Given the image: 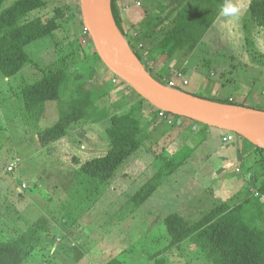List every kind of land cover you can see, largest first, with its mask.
<instances>
[{
	"label": "rangeland",
	"instance_id": "obj_1",
	"mask_svg": "<svg viewBox=\"0 0 264 264\" xmlns=\"http://www.w3.org/2000/svg\"><path fill=\"white\" fill-rule=\"evenodd\" d=\"M47 2L45 8L31 14L48 19L59 9L63 12L60 28L25 47L30 60L15 76L8 78L0 71V240H13L45 216L50 232L22 264H106L111 259H119L120 264H154L158 257L164 258L163 264H213L192 238L166 248L170 238L164 219L183 211L196 221L213 201L214 205L224 199L238 204L243 193L263 200L257 186L264 182V152L255 150L256 144L236 133L230 139L231 133L223 134L221 129L213 128L209 135L185 131L173 138V144L180 145L179 151L168 149L162 139L156 144L145 142L106 184L93 183L79 172L73 157L77 154L87 160L107 153L110 141L106 129L111 121L107 117L117 109L137 102L138 109L153 106L119 79L114 82L111 70L91 49V37L76 10L81 9V0ZM130 2L133 0L118 1L122 15L126 14L124 4ZM249 3L246 0L238 22L218 15L198 46L179 58L189 67L191 83L177 87L264 110V30L251 20ZM134 32L140 40L139 32ZM120 39L127 45L124 37ZM136 49L143 53V49ZM74 50H78L77 57L71 58L69 83L66 88L62 86L60 101L48 102L45 115L37 122L25 109L22 88L40 76L41 68ZM79 59L76 65L74 61ZM175 68H169L165 80L173 76L179 80ZM151 74L156 76L154 71ZM76 89L84 93L80 97L91 98L92 91L96 93L89 112L99 120L83 119L59 141L42 144L39 131L61 118V109L69 107ZM138 109L135 115L145 124ZM158 123L173 130L162 119ZM162 129L152 135L159 137ZM66 139L76 145L73 152H69ZM239 152L249 157L241 158ZM184 157L185 163L166 176L145 203L139 207L132 203L136 191L168 159ZM255 177L258 179L252 182ZM251 222L264 224L258 218ZM57 244L63 247L55 248ZM161 251L162 255L155 257Z\"/></svg>",
	"mask_w": 264,
	"mask_h": 264
},
{
	"label": "trees",
	"instance_id": "obj_2",
	"mask_svg": "<svg viewBox=\"0 0 264 264\" xmlns=\"http://www.w3.org/2000/svg\"><path fill=\"white\" fill-rule=\"evenodd\" d=\"M118 1L120 0H112L117 26L150 74L151 68L147 66L146 60L143 61L142 53L136 49L137 42L140 40L145 42L150 52L163 50L168 58L181 51L187 55L202 41L225 2V0H143V2L133 0L130 4H124L126 14L122 15ZM139 1L141 7L138 6ZM47 3V0H0V71L5 77L15 76L30 60L25 50L28 44L52 35L60 28L59 18L63 16V12L59 9H56L54 17L48 19L31 14L45 8ZM76 10L82 17L80 7H76ZM249 13L253 23L264 30V0H250ZM135 30L139 32L140 40L137 39ZM89 44L92 46L91 49H95L92 40ZM72 51L53 64L41 68L40 76L22 88L25 109L33 114L37 122L45 115L46 104L54 100L60 101L62 86L65 85L66 88L69 83L68 66L73 61L71 58L77 57L78 50ZM79 61L80 59L74 62L78 65ZM112 75L113 78L130 87L117 75L114 73ZM153 77L169 85L167 80L158 76ZM130 88L141 97L132 87ZM175 88L187 91L177 86ZM79 92L80 89H76L74 97L70 99L69 107L61 109L62 115L58 121L39 131L38 139L42 144L61 139L69 133L74 123L83 119L99 120V117L89 112L96 93L92 91V97L87 98L86 95L78 96L84 94ZM207 99L245 105L233 102L231 99ZM151 105L158 112L160 111L159 108ZM136 110L135 104H128L107 117L111 120L110 126L106 129L110 148L105 155L87 160H82L77 154L73 157L74 163H78L79 172L90 178L93 183L106 184L114 176L117 168L144 145L148 135L143 123L135 115ZM189 120L205 128H215ZM222 131L223 134L227 133L225 130ZM255 150L264 152V148L261 147H256ZM185 161L186 157L179 160L168 159L165 165L136 191L131 198L132 203L137 207L145 203L161 186L164 178L176 172ZM256 179L258 177L252 182ZM257 192L264 198V182L257 186ZM247 194L243 193L244 197L238 204L231 203L232 200L219 201L218 204L204 211L196 221H191L182 212L170 213L164 219L170 238L166 248L180 245L192 238L201 245L207 259L213 264H264V224L251 222V219L255 218L264 221V201ZM50 229L48 218L43 216L32 222L13 240H0V264H22L40 245ZM162 252L157 253L155 257L161 256ZM164 262L163 257H158L154 264ZM120 263L119 259H111L106 264Z\"/></svg>",
	"mask_w": 264,
	"mask_h": 264
},
{
	"label": "water",
	"instance_id": "obj_3",
	"mask_svg": "<svg viewBox=\"0 0 264 264\" xmlns=\"http://www.w3.org/2000/svg\"><path fill=\"white\" fill-rule=\"evenodd\" d=\"M81 14L84 27L103 63L155 107L236 133L264 148V145L257 141V138L264 137V110L214 101L163 84L155 79L143 64L150 78L137 75L111 51L107 42V33L111 28L116 29L124 37L115 20L112 0H81ZM124 39L134 53L125 37ZM134 55L136 56L135 53Z\"/></svg>",
	"mask_w": 264,
	"mask_h": 264
},
{
	"label": "crops",
	"instance_id": "obj_4",
	"mask_svg": "<svg viewBox=\"0 0 264 264\" xmlns=\"http://www.w3.org/2000/svg\"><path fill=\"white\" fill-rule=\"evenodd\" d=\"M140 12H141V10H140ZM140 14H139V16H140ZM142 19H143V17L139 20V22ZM137 43H138L137 44V48L140 51L143 48L142 56L146 59L147 66L149 68H151V71H154L156 73V76L165 79L166 78V74H168L169 68L171 69V67H176L175 69H177V72H175V75L178 73V75H182L183 78H179V80H176L174 78V76H173L172 77L173 79L171 78L170 80L174 81L176 84H179L180 86L181 85L185 86V84L183 83V79H186V80H188V84H186V85H190L191 79H190L189 76H187V70H188L189 67H188L187 64L182 63V60L179 62V58L182 55H186V54L183 53V51L177 52V53H175V55L173 57L168 58L166 53L163 50L162 51H160V50L158 51L157 50V51H151L150 52V49L148 47H146L145 43L144 44L143 43L141 44L140 42H137ZM184 68H186V69H184ZM193 72L196 73V71H193ZM166 80H168V79H166ZM170 80L168 82H170ZM176 86H178V85H176ZM195 88H197V87H195ZM193 94H195V93H193ZM137 103H134L136 108H137ZM138 110H141V113L144 116V118H143L144 121L149 124L148 128H147V126L145 127V124H146L145 122H144L145 124H143L145 132L148 135V138L146 139L145 142L151 141L153 144H156V143H159L160 140L162 139V140L165 141L163 143L168 146V149H173V148L175 150L179 149L180 145H174L173 144L174 143L173 142V138L175 136L180 137L181 135H183L185 133V131H188V133L199 132V133H204L205 135H209V134H211L213 132L212 131L213 128H205V127H203V126H201L199 124L193 123L189 119L182 118V117L176 118V121H177L176 124H170V123H168L167 120H165L164 118L159 116V112L156 109L150 108V107H148L146 105L143 106L142 108L138 109ZM159 119H162L163 122L168 124V126H172L173 130L169 131L164 126H158L159 125V123H158ZM150 128H153V130L149 131ZM161 128H163L162 129V135H159V137L152 135V132L154 133L156 130H160ZM166 130L169 132L168 134L165 133ZM65 142H66L65 144L69 148V152L70 151L73 152V150H75L74 147L76 145H74L72 142L69 143V141H67V139L65 140ZM71 145H72V147H71ZM219 150H220V148H217V151H219ZM239 154H240V152H239ZM240 157L241 158H243V157L245 158V157H249V155L247 154L246 156H243V155L240 154ZM251 181H252V179H251ZM250 191H252L251 188H250ZM262 199L264 201L263 197H262ZM219 200L220 199H218V201ZM223 201H225V199ZM190 203H192V202H190ZM212 205H214V201H213ZM198 206H200V205H198ZM190 208L193 209V207H190ZM190 208H188V209H190ZM182 213H184V212L182 211ZM60 247H63L62 244L61 245L57 244V246L55 248H60Z\"/></svg>",
	"mask_w": 264,
	"mask_h": 264
},
{
	"label": "bare ground",
	"instance_id": "obj_5",
	"mask_svg": "<svg viewBox=\"0 0 264 264\" xmlns=\"http://www.w3.org/2000/svg\"><path fill=\"white\" fill-rule=\"evenodd\" d=\"M120 37L122 36L118 31H116V29H109L107 33V42L111 48V51L134 73L141 77L150 78L149 75L144 71L145 69H141L142 63L138 61L139 59L134 55V53L128 48L127 45H122ZM136 58L138 60H136ZM137 62H140V65H138ZM257 141L264 145V137L257 138Z\"/></svg>",
	"mask_w": 264,
	"mask_h": 264
},
{
	"label": "clouds",
	"instance_id": "obj_6",
	"mask_svg": "<svg viewBox=\"0 0 264 264\" xmlns=\"http://www.w3.org/2000/svg\"><path fill=\"white\" fill-rule=\"evenodd\" d=\"M246 6V0H225L218 15L225 21L238 22L241 19Z\"/></svg>",
	"mask_w": 264,
	"mask_h": 264
},
{
	"label": "built area",
	"instance_id": "obj_7",
	"mask_svg": "<svg viewBox=\"0 0 264 264\" xmlns=\"http://www.w3.org/2000/svg\"><path fill=\"white\" fill-rule=\"evenodd\" d=\"M138 4H140V1L138 2ZM85 31L88 33L86 28H85ZM179 76H180V78H183L182 75H179ZM113 81L117 82L118 79L117 78H113ZM183 83L185 85L188 84V80L183 79ZM169 85L172 86V87H176L177 84L174 81H170ZM159 116L164 118L165 120H167L168 123H170V124H176L177 123L176 117L174 115L170 114L169 112L164 111V110H160L159 111ZM227 133H229V134L231 133L232 136H230V139H233V136H235L233 132L227 131ZM223 139L225 141H227L228 140V136H225Z\"/></svg>",
	"mask_w": 264,
	"mask_h": 264
}]
</instances>
